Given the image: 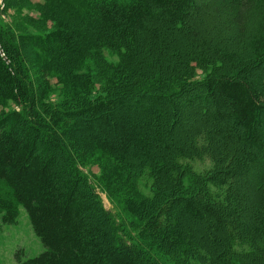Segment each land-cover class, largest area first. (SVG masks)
Listing matches in <instances>:
<instances>
[{
  "label": "trees",
  "instance_id": "trees-1",
  "mask_svg": "<svg viewBox=\"0 0 264 264\" xmlns=\"http://www.w3.org/2000/svg\"><path fill=\"white\" fill-rule=\"evenodd\" d=\"M69 1L0 26V216L44 247L22 264H264V0Z\"/></svg>",
  "mask_w": 264,
  "mask_h": 264
},
{
  "label": "rangeland",
  "instance_id": "rangeland-1",
  "mask_svg": "<svg viewBox=\"0 0 264 264\" xmlns=\"http://www.w3.org/2000/svg\"><path fill=\"white\" fill-rule=\"evenodd\" d=\"M214 3H215L214 0L213 1L204 0V1H200L198 6H203L207 4L205 10L209 14V16H211L214 13L210 8ZM48 4H51L50 8H48ZM53 6L57 8L63 7L65 9H69L81 14L85 10V7L83 6L81 7L78 4H75L69 0H27L26 5L24 6L20 5V7L17 8V10L19 11L17 10L15 11V10L6 9L4 0H0V26H7L14 23L17 17L18 19L27 22V17L37 18L38 14L40 13L50 14L47 9L50 10ZM67 15H68L67 17L70 20H73V23H71L73 27L75 28L80 27V25L74 20L75 18H73L72 15L69 14ZM47 26L48 28L51 26L50 21H47ZM212 35L213 37L215 36V34ZM1 48L2 45H0V49ZM108 60L110 62H113L116 60V58L108 57ZM56 99L57 98H50L51 101H54ZM180 103L182 105L181 115L178 114V111L176 110L174 113V120H177L179 122L178 125L182 126L184 132L181 138L184 139L185 138L184 134L186 132L192 131L193 129L196 128L198 120H200V117L198 116L196 109L200 106L201 107L204 106L203 103L205 102L204 101H199V103L195 101L185 102L183 100L180 101ZM150 116L151 115L148 112L140 111L135 116V121L145 125L148 124L149 121L148 117ZM173 129L175 131L176 127L174 128L172 127V131ZM174 131L173 133L176 134V132ZM171 136L172 139L176 141V136L175 135H171ZM190 164L192 168L195 170V172L204 171L212 165V163L208 158H203L201 160L198 159L192 160ZM91 172L97 174L98 170L96 169V167H93L91 169ZM253 186L254 183H252V178L249 177L248 182L246 181L244 183V188L242 189L243 194L248 192L249 187L252 188ZM101 200L105 210L111 213L115 217V219L118 220L117 217L118 210H116L117 209L116 206L111 205L110 201H108L105 196L101 195ZM121 217L122 219L125 218L127 224L130 222V220H128V218L125 217L123 214H121ZM244 217L246 218L245 215ZM192 228L194 229V231L196 230L195 226H193ZM43 249L44 247L40 242V240L34 234L30 222L23 208H20L18 217L12 223H4L0 216V264H22L27 259L33 258L38 254H40L43 251Z\"/></svg>",
  "mask_w": 264,
  "mask_h": 264
}]
</instances>
